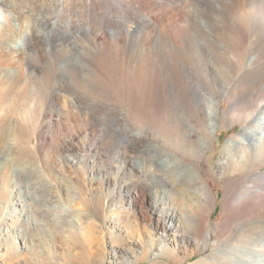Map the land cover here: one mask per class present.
<instances>
[{
    "label": "bare ground",
    "instance_id": "1",
    "mask_svg": "<svg viewBox=\"0 0 264 264\" xmlns=\"http://www.w3.org/2000/svg\"><path fill=\"white\" fill-rule=\"evenodd\" d=\"M211 43L232 50L233 77L242 73L229 95L208 90L195 72L199 48ZM94 93L122 103L107 101L116 133L129 143L114 164L93 171L114 182L150 229L144 239L119 231L114 264H167L154 260L193 247L180 264L201 251L200 242L212 251L190 264H264V0H0V191L18 221L41 214V222L67 223L53 214L65 209L53 177L62 164L83 167L86 149L94 160L108 159L87 107ZM224 96L231 108L222 113ZM221 114L226 125H245L216 165L234 206L212 229L214 199L196 167L175 152L200 162ZM150 133L173 152L148 142ZM143 149L159 166L151 181H116L115 167L120 176L132 168L149 176L142 159L122 161Z\"/></svg>",
    "mask_w": 264,
    "mask_h": 264
},
{
    "label": "rangeland",
    "instance_id": "2",
    "mask_svg": "<svg viewBox=\"0 0 264 264\" xmlns=\"http://www.w3.org/2000/svg\"><path fill=\"white\" fill-rule=\"evenodd\" d=\"M249 14L248 20L251 19V12H249ZM219 23V25L222 26V22ZM213 33L217 34L216 31ZM213 33L210 32L208 35H212ZM204 47L199 48L197 60L193 59L195 63V72H198L199 79L202 80L208 90L217 88L229 95L234 88L233 86L237 84L240 77H242L241 72L234 74L233 77L234 72L232 73L230 58L233 56V62L237 60L232 50L229 48L226 49L227 47L221 46L220 43H211ZM108 68H110V66ZM90 73L92 74V72ZM110 84L112 89L118 93V84L114 79H110ZM229 84L231 85L228 86ZM227 86L230 89H227ZM104 97L103 94L99 95V93L98 95L96 93L91 94V99L88 101L87 107L94 111L93 114L97 116V129L99 133L97 138L103 135L104 139H106L104 151L101 149L99 151L103 156L106 152L108 154V159L106 160L105 158L106 162L104 163L98 161V159L94 160L95 155H89L88 149H86L83 153L87 156V161L83 167L75 168L69 164H62L60 171L58 170L56 176L53 177L54 179L52 178L54 184H57L56 187L62 189L60 195L62 197V204L65 206V209L58 210V212L55 211L53 214L65 217L68 221L67 223H58L53 220L41 222V214L34 215L29 221H26L25 218H23L22 221H18V216L11 213L10 209L8 210L5 208L3 203L5 201L4 195H2L0 191V264H114L115 259L113 258V250L115 247L122 246L123 237L121 234L118 235L119 231L123 230L124 232L125 230L128 233L134 232L136 237L138 236L141 239L147 238V235H149L150 229L144 225L145 222L142 221V218L134 216V208L129 207L128 202L122 200L117 190H114V182L112 181V184H106L104 177L98 175L96 173L97 171H93L94 169L97 170L98 167L101 168L102 164H114L116 161L114 159L122 155L124 147H127V143H129L122 139L123 136L116 133L113 122L117 121V119H114L113 111L110 109L111 100H106ZM101 98L105 101L103 99L101 100ZM221 98L222 99H219L220 110L223 113L224 111L230 110L231 104L226 96ZM107 101H109L110 104ZM117 101L118 100L114 102L112 100L111 105L114 103V105L118 107L123 106L121 102ZM161 108L164 109L165 104H163ZM166 108L165 110H167ZM239 109H243V107ZM86 115L87 114H84V116ZM126 117L127 120L129 118L128 123L130 122L132 124L131 126L138 129L134 120L130 118L129 115H126ZM164 117V113L160 115L156 113L153 114V118L159 124H167V119ZM218 122V128L212 133L211 145L200 162L191 160L175 152L185 163L196 167L201 174L202 181H204V184L214 199L211 209L212 212L209 218L212 229L221 225L225 216L231 213L234 206L231 201L227 203L225 200V187L223 185L225 182L224 176L219 174L216 165L220 158L224 143L239 134L245 125L239 122L235 123L234 126L226 125V123H224L223 114H221ZM152 127L153 130H157V123L154 122ZM157 139V136L153 135V133L147 134L148 142L156 144L158 147L165 149V151L173 152L170 148L163 146L160 140ZM91 142L93 143V141ZM105 149L107 151H105ZM149 155L150 154L143 149L142 151L128 153L126 157L124 156L122 158V161L125 160V162L134 159H142L145 167L144 169L146 171L148 170V172L150 171L149 176H143V174L139 173L135 168L129 170L126 176H120V173L118 174V172H116V167L111 170V176H114L116 181H123L125 184L151 181L150 173H157L159 166L153 162ZM130 167L131 165L127 166V168ZM259 170L264 171V164L259 167ZM10 180L11 177L9 176L7 180L9 184ZM67 191L71 192L67 193ZM65 193L69 195L67 196ZM160 195L164 198L163 194ZM165 201L167 200L165 199ZM244 209L245 206L240 210L243 211ZM32 220L35 221L33 222ZM200 246L201 251L199 253L192 258L190 257L187 260H183L180 264L195 262L212 251V245L207 248L203 242H200ZM193 250V247H189L185 251L186 253L183 254L182 251L178 249L175 254L172 253V258H158L154 261L160 260V262L163 263L166 261L167 264H176V260L185 259ZM136 264H150V262H138Z\"/></svg>",
    "mask_w": 264,
    "mask_h": 264
}]
</instances>
